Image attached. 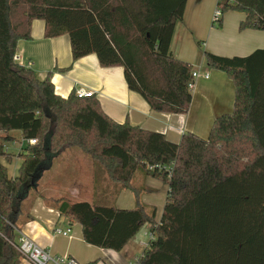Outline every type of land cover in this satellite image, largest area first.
<instances>
[{
    "label": "trees",
    "instance_id": "trees-1",
    "mask_svg": "<svg viewBox=\"0 0 264 264\" xmlns=\"http://www.w3.org/2000/svg\"><path fill=\"white\" fill-rule=\"evenodd\" d=\"M186 1L0 0V264L20 263L11 243L20 220L31 218L22 201L38 167L70 146L92 160L91 198L45 202L80 224L88 245L120 251L148 223L151 239L132 264H264V45L244 56L203 52L232 81L233 107L214 118L205 138L186 131L177 143L116 122L94 96L57 95L50 74L39 80L13 59L31 21L43 19L45 37L69 36L73 59L93 53L102 67L121 66L128 89L151 110L186 113L194 67L170 50ZM219 7L221 15L243 14L239 30L264 31V0H220ZM13 130L26 141L16 175L7 166L14 154L5 151ZM146 177L168 186L159 221L139 199ZM122 189L133 192V208L114 205Z\"/></svg>",
    "mask_w": 264,
    "mask_h": 264
},
{
    "label": "crops",
    "instance_id": "crops-1",
    "mask_svg": "<svg viewBox=\"0 0 264 264\" xmlns=\"http://www.w3.org/2000/svg\"><path fill=\"white\" fill-rule=\"evenodd\" d=\"M219 5L220 0H187L181 20L185 27L177 29L180 21L174 27L170 42L171 53L176 58L190 62L194 70L200 73L194 80L189 108L183 114L151 110L139 93L128 89L121 66L102 67L93 53L73 59L69 36L62 34L51 38L45 37L43 19L35 18L31 21L30 37L18 40L15 54L20 57L19 64L31 63L29 67L37 79L43 80L50 74L54 92L61 97H66L73 89L83 88L91 91L103 112L118 123L128 122L146 130L161 132L166 139L176 143L186 131L205 138L214 118L232 109L234 88L232 81L224 72L207 65L203 52L225 57L244 56L264 45V31L238 29L239 21L243 18L241 12L227 11L220 16V27L213 26L212 16ZM195 41L200 42L202 54L197 49L199 46ZM204 73L208 74L207 78L203 76ZM9 134L14 139L7 143L5 151L12 153L9 145L16 143L17 139L12 135V131ZM21 141L16 155L12 153L14 156H17L26 142L22 138ZM66 157L73 159L74 164L68 166L69 169H66L64 174L71 178V182L80 183L79 172L77 173L78 158L69 154ZM92 180L91 173V184ZM141 183L147 189L140 193L139 199L146 206L155 208V221H159L168 186L164 182L160 184L159 180L152 177H146ZM73 190H70V193ZM48 191L47 184L44 183L40 195H34L26 200V206L23 208L29 212L31 218L20 220L14 238H18L21 232L51 254H69L79 260V253L72 249V244L76 240L83 241L81 226L47 205L45 199L54 197L48 196ZM91 193L90 190V198ZM90 198L86 197L85 200ZM114 205L119 209L133 208L135 206L133 192L129 189L119 191ZM66 227L71 228L69 236L54 233L55 228ZM143 227H146L144 234H148L149 224L145 223L140 229ZM140 229L127 244L137 237ZM139 242L145 243L142 240Z\"/></svg>",
    "mask_w": 264,
    "mask_h": 264
},
{
    "label": "rangeland",
    "instance_id": "rangeland-1",
    "mask_svg": "<svg viewBox=\"0 0 264 264\" xmlns=\"http://www.w3.org/2000/svg\"><path fill=\"white\" fill-rule=\"evenodd\" d=\"M216 24V23H215ZM185 27L184 22H179L177 24V29H182ZM197 44V41H195ZM197 46H199L197 44ZM197 49L202 54L203 48L201 46L197 47ZM232 110V109H231ZM229 110V112L231 111ZM12 135L16 137V143L9 145V149L16 155L18 151V147L21 146L22 141L20 142L21 135L19 130H13ZM19 139V141H18ZM11 153V154H12ZM67 154L71 156H76L78 158V169L80 183L71 182V178L64 174L66 169H69L68 166H72L73 159L70 160ZM50 161H43L38 167L35 173V185L29 191L24 192V198L22 201V205L26 206V200L34 195H40L42 190V185L44 183L47 184V192L48 196L54 197H63L68 200H82L86 197L90 198V190H91V164L92 160L90 157L82 152L77 147H66L61 150V152L52 155ZM77 161V160H76ZM21 160L14 156L12 162L8 165V172L10 175H16L18 166L20 165ZM50 162V166L47 169L42 168L44 164ZM76 163V162H75ZM76 165V164H75ZM137 182L136 180L134 183ZM162 184V181H159ZM105 183V182H104ZM103 183V184H104ZM74 189L71 193L70 190ZM79 191V193L77 191ZM160 190V188H159ZM144 230L146 227L140 229L137 237H135L132 241H130L127 245H125L120 251L113 250H102L95 246H89L83 241H74L72 244V249L74 251H78L79 263L84 264L88 261L98 259L96 264H132L135 262L138 257L142 254V251L146 248V243L151 239L150 233L144 234ZM17 240V237L15 238ZM139 240L145 241V243H140ZM39 245V244H38ZM21 257V256H20ZM22 260V261H21ZM21 262L19 264H31L30 262L21 258Z\"/></svg>",
    "mask_w": 264,
    "mask_h": 264
},
{
    "label": "built area",
    "instance_id": "built-area-1",
    "mask_svg": "<svg viewBox=\"0 0 264 264\" xmlns=\"http://www.w3.org/2000/svg\"><path fill=\"white\" fill-rule=\"evenodd\" d=\"M220 7H217L214 10L212 16V24H215L220 18ZM13 59L18 62L20 57L17 54H14ZM31 65L30 62L25 63L24 66L29 67ZM200 76V73L196 70L191 72V80L188 82V89L192 90L194 86V80ZM203 76L205 78L208 77L207 73H204ZM76 95L79 97H89L93 96L91 91H86L83 88H78L75 90ZM29 143H35V139H29ZM71 232L70 227H66L65 229L55 228L54 233L62 236H69ZM11 245L18 251L21 258L30 262L31 264H80L79 261L69 254L63 255H54L49 251L45 250L37 243H35L31 238H29L26 234L19 233V237L17 240L11 243ZM148 243H146V246Z\"/></svg>",
    "mask_w": 264,
    "mask_h": 264
}]
</instances>
